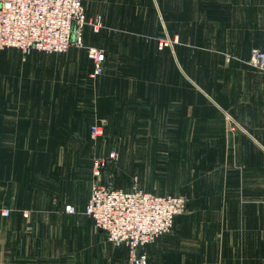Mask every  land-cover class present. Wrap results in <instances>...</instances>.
Masks as SVG:
<instances>
[{
	"label": "rangeland",
	"instance_id": "374dc122",
	"mask_svg": "<svg viewBox=\"0 0 264 264\" xmlns=\"http://www.w3.org/2000/svg\"><path fill=\"white\" fill-rule=\"evenodd\" d=\"M83 1L87 21L102 20L98 32L84 28L86 45L106 53L102 75L92 76L86 48L0 49L4 255L15 264H130L85 212L96 180L188 198L173 228L145 248L152 264H264V164H239L228 138L205 134L225 128L209 100L210 64L226 57L214 51L225 26L213 23L225 4ZM114 149L118 159L95 179L94 158Z\"/></svg>",
	"mask_w": 264,
	"mask_h": 264
},
{
	"label": "built area",
	"instance_id": "2783aa9c",
	"mask_svg": "<svg viewBox=\"0 0 264 264\" xmlns=\"http://www.w3.org/2000/svg\"><path fill=\"white\" fill-rule=\"evenodd\" d=\"M100 19L87 21L83 0H0V49L53 54L68 52L72 47L86 48L94 63L92 76L97 77L105 71L106 53L97 46L86 45L84 28L90 24L94 31H100ZM248 63L264 73V49L253 48ZM90 133L92 139H98L103 135V126L93 125ZM118 157L116 149L95 157V179ZM188 202L184 195H157L137 187L127 191L95 180L85 212L113 244L128 247L130 264H148V254L140 248L169 232ZM65 210L75 212L73 206Z\"/></svg>",
	"mask_w": 264,
	"mask_h": 264
},
{
	"label": "crops",
	"instance_id": "0c3cea01",
	"mask_svg": "<svg viewBox=\"0 0 264 264\" xmlns=\"http://www.w3.org/2000/svg\"><path fill=\"white\" fill-rule=\"evenodd\" d=\"M209 2L217 6L218 0ZM220 2L225 4L227 13L225 18L214 14L213 23L221 21L225 36L219 47L215 45L214 51L226 56L227 64L223 57L220 61L212 60L209 100L210 107L220 111L219 119L225 128H211L205 134L228 138L226 145L238 154L239 164H264V73L248 63L253 48L264 49V0ZM168 7L181 8V1L175 0ZM214 119L212 110L209 120ZM65 213L68 212L65 210ZM2 245L0 243V264H15L4 255ZM147 246L141 247L140 251L147 252ZM117 247L130 257L126 245ZM148 264H152L150 258Z\"/></svg>",
	"mask_w": 264,
	"mask_h": 264
}]
</instances>
